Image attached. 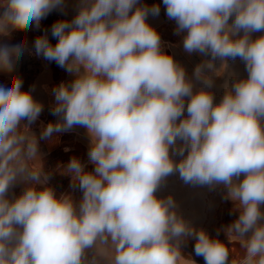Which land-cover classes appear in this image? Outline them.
<instances>
[{"label":"clouds","instance_id":"1","mask_svg":"<svg viewBox=\"0 0 264 264\" xmlns=\"http://www.w3.org/2000/svg\"><path fill=\"white\" fill-rule=\"evenodd\" d=\"M162 3L183 51L201 57L191 75L148 22L159 4L77 0L75 15L51 26L55 44L48 30L33 42L37 57L73 77L53 87L57 119L39 137L31 125L44 105L15 72L27 41L0 43L10 80L0 84V264H196L183 251L189 241L204 264H264V0ZM65 7L0 0V38L39 29ZM237 59L246 75L230 73L217 101L215 81ZM77 127L87 162L72 156L46 170L40 141ZM54 174L70 178L69 191H57ZM172 175L220 189L235 219L215 235L197 227L159 194Z\"/></svg>","mask_w":264,"mask_h":264},{"label":"crops","instance_id":"2","mask_svg":"<svg viewBox=\"0 0 264 264\" xmlns=\"http://www.w3.org/2000/svg\"><path fill=\"white\" fill-rule=\"evenodd\" d=\"M142 2L149 6L153 4L160 5L159 15H149L148 22L156 28L161 36V40L168 43L164 48L165 51L168 53L170 51H177L178 48L173 45L182 40V35L178 36L174 34L175 22L161 15V10H165L162 0H142ZM76 3L77 0H65V9L63 11L54 10L51 12L41 21L39 29L33 26L27 32H14L11 39L0 38V43L17 44L25 40L27 41L28 49L31 54L25 52L17 62L15 72L18 75L22 74L21 78L23 79V88L25 90L34 86V91L32 93L34 98L44 105V110L40 117L31 125V129L36 133L37 137H39L42 124H47L50 121L54 122L57 119L50 114V106L54 103L52 95L53 87L58 85L61 81H70L73 77L64 69L58 67L55 62L47 61L43 57H37L34 53L33 42L37 36L44 34V31L48 30L49 39L55 44L56 40L51 36V26L60 19L70 20L76 13ZM162 24L171 25L173 27L171 31H162L159 29V26ZM194 55L197 54H192L191 56ZM0 84H10L9 77L0 73ZM54 139L56 142L51 144L48 141H40V151L44 154L46 170L54 169L58 164H66L72 156L80 158L81 161L85 163L87 162L89 142L84 128L77 127L69 132L58 133ZM65 149H68V151H65ZM89 168H91V165H89ZM50 182L58 192L70 190V178L67 176L54 174ZM20 190V186H17L15 192L18 194ZM77 195H79V193H77ZM206 208L208 212L204 213V216H207L208 219L204 224L199 225V227L205 228L211 235H215L218 228L227 225L235 219V214H230L232 203L222 199L220 189L213 191V198L208 202ZM220 238L224 239L223 233H221ZM229 247L234 256L241 254V248L238 242H232ZM183 251L185 254H190L196 261V264H204L203 258L196 256L194 251H191V247L188 244L183 246Z\"/></svg>","mask_w":264,"mask_h":264},{"label":"rangeland","instance_id":"3","mask_svg":"<svg viewBox=\"0 0 264 264\" xmlns=\"http://www.w3.org/2000/svg\"><path fill=\"white\" fill-rule=\"evenodd\" d=\"M161 15L165 18L167 17L165 14V10H161ZM172 27L173 26L171 25L162 24L159 26V29L162 31L167 30L168 32L171 31ZM163 45L165 48L168 43L163 42ZM173 46H176L178 49L177 51H170L169 54H172L174 58L186 68L188 74L191 75L194 66L200 61L201 57L199 55L191 56L185 53L183 51L181 41L175 43ZM230 73H236L239 76L246 75L244 65L239 59L235 61L229 60L228 69L226 70L225 74L222 77L216 79L215 87L213 90L215 92L217 101H219L220 97L223 94V85L226 80H229ZM19 76L21 77L22 74H20ZM169 193H171L178 202L183 215L186 218L191 219L197 227H199V225L201 224H204L208 219L207 216H204V213L208 212V207L206 208V206L208 202L213 198V192L208 191L207 188L185 185L179 179L178 175H172L168 178L166 185L161 189L159 194L167 195ZM187 244L191 247V251H193L194 241H189Z\"/></svg>","mask_w":264,"mask_h":264}]
</instances>
